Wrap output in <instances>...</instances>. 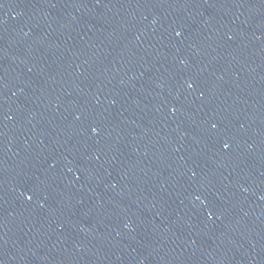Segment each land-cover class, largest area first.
<instances>
[{
	"label": "water",
	"instance_id": "95a60500",
	"mask_svg": "<svg viewBox=\"0 0 264 264\" xmlns=\"http://www.w3.org/2000/svg\"><path fill=\"white\" fill-rule=\"evenodd\" d=\"M113 0H0V67L63 34Z\"/></svg>",
	"mask_w": 264,
	"mask_h": 264
}]
</instances>
